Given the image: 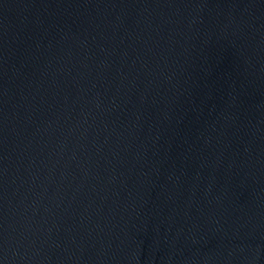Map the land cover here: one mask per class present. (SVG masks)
Returning a JSON list of instances; mask_svg holds the SVG:
<instances>
[{
    "label": "water",
    "instance_id": "water-1",
    "mask_svg": "<svg viewBox=\"0 0 264 264\" xmlns=\"http://www.w3.org/2000/svg\"><path fill=\"white\" fill-rule=\"evenodd\" d=\"M0 264H264V0H0Z\"/></svg>",
    "mask_w": 264,
    "mask_h": 264
}]
</instances>
